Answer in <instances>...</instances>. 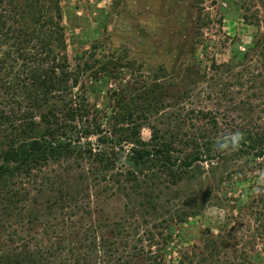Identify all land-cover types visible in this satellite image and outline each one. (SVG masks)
<instances>
[{
	"label": "trees",
	"instance_id": "obj_1",
	"mask_svg": "<svg viewBox=\"0 0 264 264\" xmlns=\"http://www.w3.org/2000/svg\"><path fill=\"white\" fill-rule=\"evenodd\" d=\"M124 69L133 75L126 82ZM133 69L112 58L82 56L72 64L61 0H0V264H131L138 255L149 264H264V176L245 202H214L204 192L179 205L167 192H137L147 178L152 188H169L218 158L230 135L209 136L222 128L220 116L234 118L218 108L194 109L207 139L199 144L198 136L161 122L157 73ZM104 84L107 107L91 100ZM225 95L216 98L228 102ZM245 130L239 145L263 158L264 130ZM179 141L194 152L178 156ZM125 148L136 169L118 167ZM153 160L162 167L160 182L142 169ZM112 189L125 191L127 215L102 225L91 205ZM194 200L214 202L223 216L198 242L172 247L177 260H166L160 253L202 210Z\"/></svg>",
	"mask_w": 264,
	"mask_h": 264
},
{
	"label": "rangeland",
	"instance_id": "obj_2",
	"mask_svg": "<svg viewBox=\"0 0 264 264\" xmlns=\"http://www.w3.org/2000/svg\"><path fill=\"white\" fill-rule=\"evenodd\" d=\"M61 5L71 63L82 56L89 61L112 58L134 66L135 74L157 73L162 85L157 93L165 109L161 122L198 136L199 144H204L207 139L201 138L192 112L207 106L218 108L235 121L226 123L220 116L222 128L211 138L219 140L239 131L245 139V128L264 130V0H61ZM122 72H127L124 82L133 77L129 69ZM109 87L104 84L91 96L92 102L107 107L104 96ZM223 94L228 102L217 100L224 98ZM150 137V129L144 127L142 140ZM176 147L181 157L194 152V147L180 141ZM129 155L127 148L119 152L117 165L123 171L136 169ZM142 169L160 182L159 161L153 160ZM263 176L264 157L255 158L240 145L234 149L229 143L218 158L183 173L176 185L152 188L147 178L137 192H167L179 205L204 192L215 198L214 202L231 197L245 202L254 186L263 184ZM124 192H100V201L92 202L91 209L98 208L95 217L100 224L112 226L124 220L128 201ZM214 202L194 200L202 206L200 214L183 225L169 251L160 253L164 259L177 260L172 247L198 242L201 230L217 224L224 210ZM182 210L190 208L182 206ZM133 237L134 233L129 240ZM142 257L138 255L131 264H149Z\"/></svg>",
	"mask_w": 264,
	"mask_h": 264
},
{
	"label": "clouds",
	"instance_id": "obj_3",
	"mask_svg": "<svg viewBox=\"0 0 264 264\" xmlns=\"http://www.w3.org/2000/svg\"><path fill=\"white\" fill-rule=\"evenodd\" d=\"M243 139V134L239 131L235 132L232 134L229 138H227L223 143H220L218 147L220 149H224L228 146L230 143L231 146L235 149L236 147L239 146V142Z\"/></svg>",
	"mask_w": 264,
	"mask_h": 264
}]
</instances>
